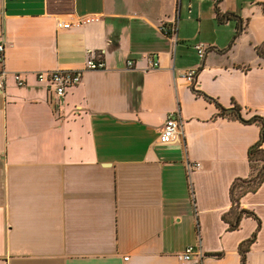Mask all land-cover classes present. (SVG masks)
I'll use <instances>...</instances> for the list:
<instances>
[{"label": "crops", "instance_id": "1", "mask_svg": "<svg viewBox=\"0 0 264 264\" xmlns=\"http://www.w3.org/2000/svg\"><path fill=\"white\" fill-rule=\"evenodd\" d=\"M261 3L0 0V264H242L259 220L223 215L262 130L244 121L264 118ZM57 68L82 71L63 96L37 77ZM171 112L184 133L161 144ZM240 204L261 221L246 264H264V182Z\"/></svg>", "mask_w": 264, "mask_h": 264}, {"label": "built area", "instance_id": "2", "mask_svg": "<svg viewBox=\"0 0 264 264\" xmlns=\"http://www.w3.org/2000/svg\"><path fill=\"white\" fill-rule=\"evenodd\" d=\"M93 18H86L78 22V24L91 20ZM59 27H70V22H59ZM165 28V31H168ZM5 42L0 41V64L3 65L2 69L0 70V89H3L5 84V74L6 69L4 67L5 62ZM195 48L200 57H204L206 54V49L203 43L195 44ZM129 66L134 65V61L131 59L128 61ZM153 65L158 66L159 61L155 60ZM106 67V62L103 58H98L96 56H90L86 60V69H102ZM198 69L197 68H190L186 72L183 73V77L190 83H196V76H197ZM37 77L39 81L48 82L50 86L54 87L56 94L59 96H63L67 93L68 89L78 85L81 81L82 71L74 70V69H52V70H40L37 72ZM15 78L19 85H23L25 83L24 79L21 77L19 72H15ZM183 122L181 118L176 117L174 112H171L161 130L159 135V143L161 144H169L177 140L183 135ZM201 163L196 162L193 165H189V170L192 171L194 168H199ZM196 253V246L195 245H188L184 252L179 254V258L182 260H190L192 256ZM125 259H129V256H126Z\"/></svg>", "mask_w": 264, "mask_h": 264}, {"label": "trees", "instance_id": "3", "mask_svg": "<svg viewBox=\"0 0 264 264\" xmlns=\"http://www.w3.org/2000/svg\"><path fill=\"white\" fill-rule=\"evenodd\" d=\"M261 4L263 6L262 8L264 13V3ZM257 52L262 58H264V43L257 47ZM219 108L220 116L235 117L244 120L241 115L242 108L239 105H235L231 108H225L220 105ZM253 118V120L244 121L260 122L262 125V130L259 140L249 149L248 156L251 166V174L249 177H239L233 181L230 189L232 207L229 212L223 215L225 221L229 223L230 230L237 229L244 216H253L259 220L257 230L252 234L251 237L244 240L239 246L242 264H246L247 252L250 250L251 245L256 241L258 232L261 228V221L257 214L254 211L242 208L240 204V200L245 194L249 192H256L264 182V118L259 115H255ZM216 255H220V253H216Z\"/></svg>", "mask_w": 264, "mask_h": 264}, {"label": "water", "instance_id": "4", "mask_svg": "<svg viewBox=\"0 0 264 264\" xmlns=\"http://www.w3.org/2000/svg\"><path fill=\"white\" fill-rule=\"evenodd\" d=\"M254 118H252V120H253Z\"/></svg>", "mask_w": 264, "mask_h": 264}]
</instances>
